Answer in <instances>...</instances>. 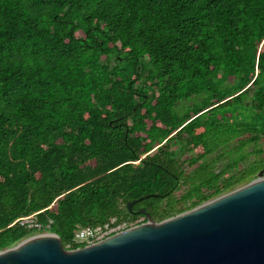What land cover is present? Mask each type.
I'll list each match as a JSON object with an SVG mask.
<instances>
[{
    "label": "trees",
    "instance_id": "trees-1",
    "mask_svg": "<svg viewBox=\"0 0 264 264\" xmlns=\"http://www.w3.org/2000/svg\"><path fill=\"white\" fill-rule=\"evenodd\" d=\"M263 169L264 0H0V250L83 247Z\"/></svg>",
    "mask_w": 264,
    "mask_h": 264
},
{
    "label": "water",
    "instance_id": "water-1",
    "mask_svg": "<svg viewBox=\"0 0 264 264\" xmlns=\"http://www.w3.org/2000/svg\"><path fill=\"white\" fill-rule=\"evenodd\" d=\"M148 194L128 203L130 210ZM148 220L76 249L57 233L0 250V264H264V169L252 181L193 209Z\"/></svg>",
    "mask_w": 264,
    "mask_h": 264
},
{
    "label": "built area",
    "instance_id": "built-area-1",
    "mask_svg": "<svg viewBox=\"0 0 264 264\" xmlns=\"http://www.w3.org/2000/svg\"><path fill=\"white\" fill-rule=\"evenodd\" d=\"M21 223L27 224L29 227H41L32 218H25L21 221ZM126 226V223H120L118 218L115 217L111 218L109 221L101 225L82 226L75 233L72 239V243L87 245L94 244L96 242L103 241L115 234L123 232L124 230H127Z\"/></svg>",
    "mask_w": 264,
    "mask_h": 264
},
{
    "label": "rangeland",
    "instance_id": "rangeland-1",
    "mask_svg": "<svg viewBox=\"0 0 264 264\" xmlns=\"http://www.w3.org/2000/svg\"><path fill=\"white\" fill-rule=\"evenodd\" d=\"M114 64H115V62H114ZM184 102V101H183ZM182 102V107L180 108V109H182V112H183V110L184 109H186L187 107H188V105H192L193 104V100H189V101H185L184 103ZM185 105V106H184ZM223 165V163L221 162V163H219V166H222ZM258 177V175L257 176H255V178H257ZM254 178V179H255ZM252 181V180H251ZM248 182H250V181H247V182H245V183H248ZM245 183H242V184H240V185H243V184H245ZM240 185H238V186H240ZM237 186V187H238ZM147 220L144 218V217H140V218H138L137 219V221H134V222H126V227H127V229H129V228H132V227H134V226H137V225H139V224H141V223H144V222H146ZM42 233H51V232H49V231H47V232H45V231H42V232H37V233H34V234H31V235H29V236H27V237H25L24 239H26V238H28V237H30V236H33V235H37V234H42ZM24 239H22V240H24ZM21 240V241H22ZM21 241H19V242H21ZM18 242V243H19ZM18 243H16V244H14L13 246H15V245H17ZM12 247V246H11Z\"/></svg>",
    "mask_w": 264,
    "mask_h": 264
}]
</instances>
